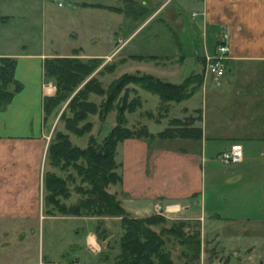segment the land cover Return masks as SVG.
<instances>
[{
  "label": "crops",
  "instance_id": "crops-1",
  "mask_svg": "<svg viewBox=\"0 0 264 264\" xmlns=\"http://www.w3.org/2000/svg\"><path fill=\"white\" fill-rule=\"evenodd\" d=\"M36 3L48 4L47 0H13L20 6L17 12L0 13V56L15 58L13 78L20 83L0 109V218L18 222L20 229L27 219H37L38 207L41 208V162L51 136L44 124L42 101L54 93V88L43 74V59L69 54L32 50L23 42L20 21L25 23L29 9L24 7ZM129 3L133 7L127 13L118 10L116 2L110 3L109 11L114 18L119 16L118 25L109 34L113 42L110 46L91 52L80 46L76 55L98 57L110 52L115 58H127L126 64L117 69L182 82L193 73L201 74L204 53L225 39L229 43L228 71L218 85L212 81L203 85L201 74L199 85L188 98L169 104L174 109L178 107L182 116H189L191 125L200 127L201 135L124 138L117 153L122 181L109 190L117 191L123 207L133 216L167 215L172 211L178 213L173 216L191 218L196 211L194 229L200 231L202 249L205 244L219 241L221 254H227L208 255L211 264H264V232L247 229L264 228V0ZM139 10L145 13L138 17L135 14ZM146 26L148 30L143 31ZM41 27L46 29V19ZM144 54L156 59L134 58ZM159 121L151 122L160 125L156 131L150 130L147 122L148 130L156 133L163 129L165 124ZM234 141L242 143L243 157L236 163H223L218 154ZM46 218L50 219L48 231L55 227L57 219L61 237L67 235V240L59 254L51 252L46 259L40 258L39 264L112 262L105 242L115 228L122 230L119 216L101 219L46 214ZM191 222L184 226L186 232H192ZM99 223L103 231L100 237ZM150 226L160 230L156 224ZM241 251L250 255H235ZM204 257L200 255L198 260L204 262Z\"/></svg>",
  "mask_w": 264,
  "mask_h": 264
},
{
  "label": "trees",
  "instance_id": "trees-1",
  "mask_svg": "<svg viewBox=\"0 0 264 264\" xmlns=\"http://www.w3.org/2000/svg\"><path fill=\"white\" fill-rule=\"evenodd\" d=\"M84 5L102 7L101 3L83 2ZM127 7L125 13L129 10ZM121 10V8H118ZM139 12V13H138ZM135 15L142 16L145 10ZM75 54L52 55L43 59V74L55 82V93L43 97V118L46 120L55 113L64 100H68L59 113L58 120L64 129L54 128L47 146L46 160L58 172L46 168L43 174L44 206L47 214H87L98 217L119 216L122 232L118 239L116 264H176L165 249L164 233L172 234L184 244L183 254L187 260L195 259L200 252V231L186 232V220L177 219L169 226H161L159 231L151 224L166 221L157 213L133 216L123 207L117 191H110L111 185L120 184L121 161L118 145L126 137H199L200 127L185 118L172 117L169 124L156 133L148 130L147 124L127 125L128 113L141 106L140 94L130 97L135 87L149 90L158 97L157 110L168 109L171 102H181L188 98L201 81V74L193 73L182 82H172L152 73L134 71L122 72L112 78L105 86L96 74L91 73L101 64L98 57H79ZM138 58H143L141 55ZM15 58L0 56V109L9 102L11 95L20 87L13 78ZM114 74L115 63L104 64L96 71ZM95 96H101L97 101ZM114 111L115 123L108 133L98 141L90 130L93 121L91 114L97 113L104 118ZM145 112V110H142ZM151 110H146L151 117ZM160 113V112H159ZM159 121V118L155 119ZM70 134H87V142L80 145L72 141ZM65 172V174H64ZM73 186H70V184ZM76 198L71 200L72 193ZM100 221V219H99ZM100 237L101 234L98 233ZM183 264H186L184 262Z\"/></svg>",
  "mask_w": 264,
  "mask_h": 264
},
{
  "label": "rangeland",
  "instance_id": "rangeland-1",
  "mask_svg": "<svg viewBox=\"0 0 264 264\" xmlns=\"http://www.w3.org/2000/svg\"><path fill=\"white\" fill-rule=\"evenodd\" d=\"M0 1H2L0 2V13L4 11L17 12L18 8L20 7L14 5L13 0H0ZM81 1L82 3H80ZM85 1L95 2V3L100 2L102 4V7L90 6V5L84 6L83 4L84 0H47L48 4L46 6L42 4L43 8L42 6L37 5V3L34 6H31L30 4L29 5L25 4L26 7L24 8H26V10L29 8L27 10L28 11L26 14L27 20L25 21V23L24 20L20 21L19 17L15 16L17 17L15 18L16 21H18L17 23H19L20 21L22 24L21 32H23L22 33L23 42H25L30 48H32V50L33 49L42 50L44 52H67L69 54H75L74 53L75 50L73 51V49L79 48L80 46H83L84 50L88 52L95 51L97 49H103L107 46H110L113 43L112 41H110V35H109L110 31H112L111 28L112 29L115 28L116 25H118L117 22L119 21V16L118 18H114L115 17L114 13L109 11V9L111 8L110 3L116 2L118 7L121 8V11H125L127 7H130V9H132L133 7L132 3H129V0H117V1L116 0H85ZM44 14H46L47 16L45 17ZM45 19H46L47 27L46 29H43L41 26L43 25ZM147 30H148V26H146L143 31H147ZM143 31H141V33L137 35L138 38L143 33ZM105 34L109 36L105 37ZM18 40L19 39H17L15 42L17 43ZM119 42L120 41H118L117 43ZM121 44H124V42L121 41ZM124 49L125 47L121 51L123 52ZM112 55L113 54L110 52L105 53L104 55L101 56L99 55L98 58H100L101 64L91 73V75L96 74L98 78L102 80L105 86L109 83V81L112 78L116 77L118 74L122 72H134V71H125L124 70L125 68L123 67L117 69L119 65L121 66L123 63L126 64L124 60H127V58L124 57L123 59H119L113 57ZM118 55H122L121 52H119ZM138 56L140 55H134V58L136 59L138 58ZM142 57L145 60L148 59V61L151 60L154 61L156 59V56L154 55L144 54L142 55ZM131 61L132 60H129V62ZM106 63L107 64L115 63L116 66L115 73L111 74L107 72V70L103 74L96 73V71ZM49 84L54 88V93H55V89H56L55 82L50 79ZM129 85L131 87L136 88V92L131 91L129 93L130 97L137 93L140 94L142 100L144 96L145 98L141 106L137 107L134 112L131 113L129 112L127 114L128 115L127 125L138 126L141 125L142 123L149 122L150 130L156 131L160 128V125H158L157 123H151V122H157L155 120L156 118H159L160 120L159 122H163L165 126L169 124L168 123L169 119H171L174 116L179 118H185V116H182L180 114V111H178V107L174 109L170 106L169 109L166 110L164 109H161L160 111L157 110L158 98L149 96L150 95L149 90H146L139 86L137 87L133 83H129ZM92 96L95 97L97 101L101 99V96H95V95ZM67 101H68L67 99L64 100L62 104L57 107L55 113L49 116L46 120H44V124L47 127V129L51 130V135L55 127L64 129L63 122L58 120V117H59V113L67 104ZM142 110H145V112L146 110L153 111L151 117L149 116L147 117L146 113L142 112ZM114 115H115L114 111H111L104 118H100L97 113L91 114L89 116V119L93 121V126L90 130V133H93L98 141H100L108 133L112 125H114L115 122ZM70 137L73 142L80 144L82 146L85 145L87 142V134L82 136L70 134ZM45 152H47V150ZM42 165H43V170H42ZM46 168H50L58 172V169L55 166H50L48 164L45 153L43 155V161L41 162V170L43 171V174ZM40 182H41V189L39 188L38 198L41 203V208L39 209L38 207L37 219L34 217L27 219V221L23 223V227L20 229L19 227H17L18 222H14L12 220L8 221L7 219L0 218V264H39V259L40 258L46 259L49 253L53 252L54 254H59V248L61 249V246L67 240L66 239L67 235H65V237L64 236L61 237L62 234L61 232H59V229L57 227L58 226L57 219L54 220L55 227L50 232L48 231L47 222L50 219L46 218L47 213L45 212V206H44V187L42 189L43 177ZM69 184L70 186H73V184L71 183ZM76 195L77 194L73 192L70 199L74 200L76 198ZM41 213L43 214V217L40 216ZM174 213L178 214L177 212H172V211L171 212L167 211L166 212L167 215L160 214L166 219V221L163 223H166V225L169 226L172 222L174 223V221H176L177 219L186 220V221L191 220L192 221V222L190 221L192 224L191 228L192 230L194 229L196 225L194 222L196 221L195 219L196 218L195 214L197 213L196 211L190 215L191 218H184L182 216H173L175 215ZM77 215L93 216L87 214H77ZM100 218L102 219L103 217ZM163 223H159L156 225H158L160 229ZM189 223H186V225ZM14 225L17 228H14ZM99 225L101 224L99 223L97 225V232L100 233L102 236L103 231L102 229L100 230V228H98ZM247 229L251 231L256 229L264 232L263 227L262 228L250 227ZM68 231H69L68 229H65L66 233ZM121 232L122 230L120 231L118 228L117 229L115 228L113 234L110 236V238H108L109 241L105 242L107 248L106 251L112 260L110 264H116V254L118 253V239ZM163 236L165 237L164 247L170 253V255H173L174 262L176 264H183L184 262H186V264H211L212 261L207 259L208 255H227V254H221L219 241L210 244H205L203 250L201 236H200L199 256L205 255L204 262L203 260L201 261V259L198 260L199 256L194 260L192 259V262H190L183 254L184 244H181L179 240L175 238L172 234L164 233ZM60 237L62 238L61 241H59ZM52 247H53V251L51 250ZM235 255H250V254L246 253V251H241L239 254L236 253Z\"/></svg>",
  "mask_w": 264,
  "mask_h": 264
},
{
  "label": "built area",
  "instance_id": "built-area-1",
  "mask_svg": "<svg viewBox=\"0 0 264 264\" xmlns=\"http://www.w3.org/2000/svg\"><path fill=\"white\" fill-rule=\"evenodd\" d=\"M229 43L225 39H220L215 44L211 52H205L202 65V82L207 81L220 84L228 71ZM223 163H236L243 157V145L240 142H231L218 154ZM78 264V263H74Z\"/></svg>",
  "mask_w": 264,
  "mask_h": 264
}]
</instances>
